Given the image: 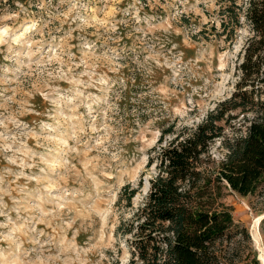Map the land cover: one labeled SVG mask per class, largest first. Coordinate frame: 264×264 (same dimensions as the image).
I'll list each match as a JSON object with an SVG mask.
<instances>
[{"label": "rangeland", "instance_id": "obj_1", "mask_svg": "<svg viewBox=\"0 0 264 264\" xmlns=\"http://www.w3.org/2000/svg\"><path fill=\"white\" fill-rule=\"evenodd\" d=\"M225 5L0 0V264H127L122 188L141 185L138 207L161 131L196 126L240 78L251 33L243 22L228 37ZM225 202L238 264H263L264 189Z\"/></svg>", "mask_w": 264, "mask_h": 264}, {"label": "trees", "instance_id": "obj_2", "mask_svg": "<svg viewBox=\"0 0 264 264\" xmlns=\"http://www.w3.org/2000/svg\"><path fill=\"white\" fill-rule=\"evenodd\" d=\"M225 3L229 21L221 26L224 32L230 26L228 37L243 22L251 33L240 78L230 98L196 126L161 131L146 166L156 174L138 207L141 185L122 188L117 205L134 210L117 229L130 251L127 264H238L242 258L233 242L239 227L225 200L231 192L248 197L264 189V0ZM239 234L250 240L245 228Z\"/></svg>", "mask_w": 264, "mask_h": 264}, {"label": "bare ground", "instance_id": "obj_3", "mask_svg": "<svg viewBox=\"0 0 264 264\" xmlns=\"http://www.w3.org/2000/svg\"><path fill=\"white\" fill-rule=\"evenodd\" d=\"M262 218L263 217L258 218V219H256L254 221L252 235H253L254 241L256 242V244L258 246V249L262 253L261 259H262V262L264 264V248L261 246V236H260V232H259V229H258L259 223H260V221H261Z\"/></svg>", "mask_w": 264, "mask_h": 264}, {"label": "water", "instance_id": "obj_4", "mask_svg": "<svg viewBox=\"0 0 264 264\" xmlns=\"http://www.w3.org/2000/svg\"><path fill=\"white\" fill-rule=\"evenodd\" d=\"M262 220H264V217L261 219V221H262ZM261 221H260V222H261Z\"/></svg>", "mask_w": 264, "mask_h": 264}]
</instances>
